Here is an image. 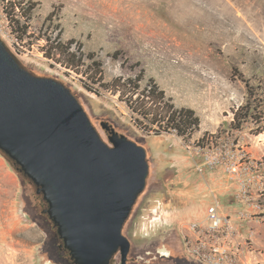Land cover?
Wrapping results in <instances>:
<instances>
[{"label":"rangeland","instance_id":"374dc122","mask_svg":"<svg viewBox=\"0 0 264 264\" xmlns=\"http://www.w3.org/2000/svg\"><path fill=\"white\" fill-rule=\"evenodd\" d=\"M9 1L34 3L31 17L19 7H9V17ZM60 30L63 41L96 53L101 84L93 70L85 73L90 60L79 73L46 55ZM0 38L27 70L70 88L104 141L109 123L147 150V186L123 229L129 264H217L209 261L212 244L226 252V264H264V132L231 128L248 96L243 79L264 99V0H0ZM142 69V89L153 78L177 108L195 111L200 126L189 139L161 131L129 107V96L105 86ZM212 135L216 144L206 147L234 155L239 177L224 165L203 166L198 149ZM217 202L232 227L215 233L207 217ZM45 209L0 152V264H73Z\"/></svg>","mask_w":264,"mask_h":264},{"label":"water","instance_id":"95a60500","mask_svg":"<svg viewBox=\"0 0 264 264\" xmlns=\"http://www.w3.org/2000/svg\"><path fill=\"white\" fill-rule=\"evenodd\" d=\"M107 143L64 83L27 70L0 38V152L47 203L73 264H129L123 229L147 186V150L109 123Z\"/></svg>","mask_w":264,"mask_h":264},{"label":"trees","instance_id":"16d2710c","mask_svg":"<svg viewBox=\"0 0 264 264\" xmlns=\"http://www.w3.org/2000/svg\"><path fill=\"white\" fill-rule=\"evenodd\" d=\"M5 1V0H3ZM9 6L5 7V11L10 17L8 8L15 9L19 7L21 9L22 16L24 18H30L31 12L34 9V3L29 2L24 5L22 1H9ZM15 2V3H14ZM54 11L48 16L47 21L52 25ZM17 24L20 21L14 19ZM59 25H57L58 27ZM62 31L55 39H48L49 44L46 50V55L49 58L57 60L58 63L65 65L68 68L77 70L79 73L81 66L84 65L85 58L90 60L85 72L89 73L90 70L95 72L98 77V82H102V66L100 60L97 59V55L94 52L85 53L83 44L75 39L68 41L62 40ZM76 47L74 50L73 47ZM120 53L113 54L114 58H118ZM138 66V65H137ZM84 73V72H83ZM90 78V75H88ZM146 72L142 69L135 78H127L126 80L118 79L113 82L112 85H105L108 89L110 86H114V90L121 93V96H129L126 100L129 107L136 113L140 114L146 119H149L153 124L159 125L161 131L172 132L175 131L179 137H183L184 140L189 139L195 131L199 129L200 119L196 116V113L191 108H177L170 98H167L164 90L160 88L155 79L150 78L147 82V86L142 89L141 82L145 80ZM239 77L244 78L241 73ZM248 88V96L244 104L239 106L234 112V120L231 123V128L234 130H243L246 128L251 129L255 135H259L264 132V99H260L258 94V85H252L248 79H243ZM93 82L96 83V81ZM104 86V85H103ZM138 97L133 100L134 96L138 94ZM130 94V95H129ZM143 99L141 100V98ZM145 104L147 106H145ZM136 106V107H134ZM146 108V109H145ZM40 207L46 208L47 203L43 200L42 195H38Z\"/></svg>","mask_w":264,"mask_h":264},{"label":"built area","instance_id":"2783aa9c","mask_svg":"<svg viewBox=\"0 0 264 264\" xmlns=\"http://www.w3.org/2000/svg\"><path fill=\"white\" fill-rule=\"evenodd\" d=\"M216 135H212L209 138L206 139L209 144L202 145L199 147V151L203 154V166L208 167L210 169H215L219 166L225 167L226 172L230 175V177L237 178L241 175V169L238 165L237 161L234 160V155H229L227 153L223 152H216L214 149L208 148L206 146L208 145H214L216 144ZM202 166V165H201ZM203 168L200 167V170ZM242 185L246 187V182L241 181ZM219 203L217 202L213 206H211L208 209V220L210 221V227L209 229L214 231L215 233L220 232L223 229H230L232 227V220L230 217L223 216L219 211ZM202 248H206V244L202 243ZM211 253L209 254V261L215 260L217 264H226L225 260L227 258V254L225 251H221V247L217 246L216 244H212L210 246ZM198 257L201 256V252H197ZM205 259H207V256L205 255Z\"/></svg>","mask_w":264,"mask_h":264},{"label":"flooded vegetation","instance_id":"af4514ba","mask_svg":"<svg viewBox=\"0 0 264 264\" xmlns=\"http://www.w3.org/2000/svg\"><path fill=\"white\" fill-rule=\"evenodd\" d=\"M39 195V194H38ZM61 247L63 248L64 247V245L62 244L61 245ZM64 251H65V249H64ZM51 252H52V254H54V252L51 250ZM56 257V256H55Z\"/></svg>","mask_w":264,"mask_h":264}]
</instances>
